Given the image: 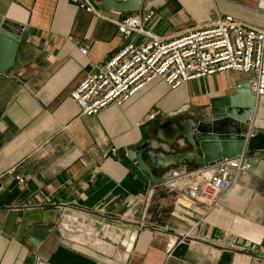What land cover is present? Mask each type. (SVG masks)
Instances as JSON below:
<instances>
[{
  "label": "crops",
  "instance_id": "1",
  "mask_svg": "<svg viewBox=\"0 0 264 264\" xmlns=\"http://www.w3.org/2000/svg\"><path fill=\"white\" fill-rule=\"evenodd\" d=\"M91 2L97 15L78 0H0V26L22 27L14 63L0 72V264H264V97L243 126L245 145L253 136L242 152L251 168L213 209L187 196L183 176L199 166L151 168L157 182L129 157L145 142L161 154L190 151L183 140L165 145L156 128L223 112L245 76L221 73L175 90L155 79L90 117L70 98L131 40L118 34L123 18L171 40L223 16L264 28V0H139L134 12ZM176 176L181 190L166 184Z\"/></svg>",
  "mask_w": 264,
  "mask_h": 264
},
{
  "label": "built area",
  "instance_id": "2",
  "mask_svg": "<svg viewBox=\"0 0 264 264\" xmlns=\"http://www.w3.org/2000/svg\"><path fill=\"white\" fill-rule=\"evenodd\" d=\"M78 8L97 15L91 0H78ZM152 16L153 12H148L144 20ZM117 31L121 38L131 40L70 93L83 116H94L111 105L123 106L155 79L175 90L190 81L221 73L245 76L255 99L264 97V28L223 16L211 25L165 40L145 32L137 17L128 16L117 22ZM141 34L149 40L136 45L133 38ZM79 50L82 55L87 54L85 47ZM155 116L151 113L148 119L153 120ZM250 168L244 153L199 167L183 176L188 178L187 196L213 209ZM176 177L166 184L170 189L181 190L182 177ZM16 179L20 185L24 184L23 178Z\"/></svg>",
  "mask_w": 264,
  "mask_h": 264
},
{
  "label": "water",
  "instance_id": "3",
  "mask_svg": "<svg viewBox=\"0 0 264 264\" xmlns=\"http://www.w3.org/2000/svg\"><path fill=\"white\" fill-rule=\"evenodd\" d=\"M103 2L109 8L122 12H134L139 4V0H136L134 6H127L121 0ZM21 30V26L9 22L0 26V72H5L13 65ZM255 100L249 91L248 81L240 82L229 96V104L223 112L211 116L204 115L199 120L190 117L178 118L156 128L157 139L165 145L173 146L183 140L191 148L190 151L161 154L151 150V143L145 142L139 151H130L129 157L152 180L160 182L161 178L156 177L151 168L175 166L184 161L194 166L206 167L222 159L239 157L244 149L248 153L253 136L245 145L246 131L243 130V126L249 124ZM30 241L37 244L33 239Z\"/></svg>",
  "mask_w": 264,
  "mask_h": 264
},
{
  "label": "flooded vegetation",
  "instance_id": "4",
  "mask_svg": "<svg viewBox=\"0 0 264 264\" xmlns=\"http://www.w3.org/2000/svg\"><path fill=\"white\" fill-rule=\"evenodd\" d=\"M175 119H178L177 117H175L173 120H175ZM196 120V119H195ZM199 120V119H198Z\"/></svg>",
  "mask_w": 264,
  "mask_h": 264
},
{
  "label": "rangeland",
  "instance_id": "5",
  "mask_svg": "<svg viewBox=\"0 0 264 264\" xmlns=\"http://www.w3.org/2000/svg\"><path fill=\"white\" fill-rule=\"evenodd\" d=\"M196 105H198V103Z\"/></svg>",
  "mask_w": 264,
  "mask_h": 264
}]
</instances>
